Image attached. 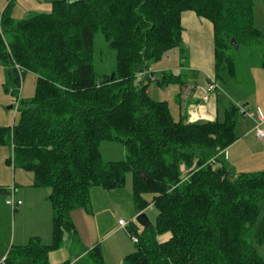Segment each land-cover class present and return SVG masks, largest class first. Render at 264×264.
I'll return each instance as SVG.
<instances>
[{
	"label": "trees",
	"instance_id": "trees-1",
	"mask_svg": "<svg viewBox=\"0 0 264 264\" xmlns=\"http://www.w3.org/2000/svg\"><path fill=\"white\" fill-rule=\"evenodd\" d=\"M12 1L0 12L5 83L14 91L29 72L36 86L33 99L19 103L18 122L0 127V146L10 151L6 164L32 173V188L49 190L52 243L32 237L11 245L3 263L52 264L64 236L76 232L71 212H90L93 187L122 189L131 173L135 212L152 205L157 217L146 227L136 219L124 227L137 241L121 264H264V171L235 176L224 159L241 105L228 104L222 120H174L167 102L147 93L153 81L184 85L183 74L170 71L155 80L148 63L182 52L187 11L212 26L214 77L207 84L221 90L238 70L236 53L264 39L254 18L255 1L264 0H53L49 13L18 21ZM95 34L115 53L112 79L95 74ZM258 65L264 68V55ZM102 142L123 145L126 159L103 161ZM78 255L60 264H104L98 245Z\"/></svg>",
	"mask_w": 264,
	"mask_h": 264
},
{
	"label": "rangeland",
	"instance_id": "rangeland-1",
	"mask_svg": "<svg viewBox=\"0 0 264 264\" xmlns=\"http://www.w3.org/2000/svg\"><path fill=\"white\" fill-rule=\"evenodd\" d=\"M9 1L10 0H0V12H3ZM51 1L53 0H13L10 8L11 17L13 20L18 21L30 15L49 13L51 10ZM254 18L255 26L264 32V5L261 1H255L254 3ZM248 52L250 51L245 47L241 48L240 51L236 53L235 57L238 70L235 76L239 78L241 82L238 86L248 91V93H251V91L256 92V88H259V84H262V81L260 80L261 75L257 73L258 71L253 68L248 71L247 67L249 63L256 66L257 63L259 64L263 60L264 39L261 41V45L252 49V55L249 56ZM181 55L186 57V52L172 49L164 53L159 60L150 61L148 63V69L154 73L155 80H160L165 71H170L173 74L178 72ZM182 63L183 61H181V64ZM184 64V68L190 70L188 60ZM93 66L96 76L100 79L104 76L112 75L115 68V53L108 47L107 42L101 34H95L93 37ZM11 86L10 83H5L4 66L0 64V127H12V125L18 122L19 109L21 107L19 103L28 102L33 99L35 95L36 77L33 73H24L21 77L20 87L15 86L13 91ZM147 89L152 99L156 101H166L173 119H179V106L177 103L179 86L173 84L160 87L153 81L149 83ZM204 89L205 87L203 90ZM222 99L224 100L225 106V98ZM252 102L255 103L254 100H252ZM252 102L248 101L249 107L253 104ZM10 107L11 109H9ZM198 108L199 107L194 108L191 106L189 112H196L198 115L206 117L207 113L204 109L205 107L201 108V112ZM203 110L205 112H203ZM249 110L248 112L253 113L256 109L252 110L249 108ZM222 118L223 111L219 109L218 119L222 120ZM240 119L245 121L249 120L248 122L250 123L254 121L252 118ZM261 130L264 134V127H261ZM99 151L102 160L105 162L124 161L127 157L125 147L118 143L102 142ZM9 155V149L0 146V187L7 190L6 193L0 194V259L6 254L11 245L21 246L29 242V237L26 238V240L23 239L32 233L29 229L32 228L30 227L31 222H38V220L42 218L38 213L41 208L45 216L49 204L47 199L44 200L45 192L48 194L49 190L46 188H32L30 185L33 182L32 173L26 172L18 166L13 167L6 164L5 160ZM261 162L263 164L264 159L260 161V163ZM230 169L235 176L243 172L250 174L264 171V168ZM28 185L29 187H27ZM14 186L18 192V196L22 193L24 194L22 198H26V200H23L24 208L26 206V209L21 215L20 213L17 214V212H14L10 206L5 205L6 200L12 199ZM131 190V173L126 174V183L122 189L107 192L99 187H93L90 191L91 211L86 212L82 209V211L76 210L83 214V216L79 215L74 218L76 225H81L82 230H80L75 237L70 238L68 235H65L58 254L64 256L65 260L74 262L72 259L76 256V253H81V251L89 247L92 248L89 242L93 241L97 243L96 245H98L101 250L104 264H121L122 259L126 255L135 251L134 241L127 237L124 227L118 225V221L120 220L126 224V227L132 218L135 221L136 215L140 214L134 211ZM18 196H13V199L16 200ZM72 212L70 217L73 218L74 213L72 214ZM141 213L145 214L149 222L154 224L157 217V210L154 206H149ZM100 223H102V226H100ZM99 228H101V230H99ZM34 230L36 233H40L42 244L49 245L52 243L51 225H46V231H50V239L48 234L45 235L40 230V224L36 226ZM14 235L19 237L22 244H19L17 240H15V242L13 241ZM96 245L94 244L93 247ZM0 264L2 263L0 262Z\"/></svg>",
	"mask_w": 264,
	"mask_h": 264
},
{
	"label": "crops",
	"instance_id": "crops-1",
	"mask_svg": "<svg viewBox=\"0 0 264 264\" xmlns=\"http://www.w3.org/2000/svg\"><path fill=\"white\" fill-rule=\"evenodd\" d=\"M181 25L183 28V34H182L183 44L181 46V50L186 52V57L182 55L180 56L179 71L174 73V75L183 74L185 79L184 85H182L181 88H179V92L177 93L178 106L179 103L181 104V108H179V117L182 116L183 114L188 115L189 108L191 106H193L194 108L199 107L198 109L200 110V112H201V108L205 107L204 109L207 113L206 118H209L208 121L214 120L215 118H218L219 109H221L224 112L225 107L230 103L239 104V105L242 104L241 106H244L246 110H249V108H251L252 110L256 109L255 111L259 110L262 116L264 117V68L260 67L258 63L256 66L252 65L247 68L248 71H250L251 68H253L254 70L258 71L257 73L259 75H261L260 80L262 81V84H259V88H256V92L251 91V93H248V91H245L241 87H239L238 85H240L241 82L239 78H236V76L230 78L229 81H227L226 84L221 87V90L220 89L215 91L209 90L207 85L208 80H211L214 77L212 26L208 21L198 18L194 13L189 11L184 12L181 15ZM250 53L251 50L249 54ZM187 60L189 63L190 70L184 68L185 65L184 63L187 62ZM181 61H183L182 64ZM204 87L205 89L203 90ZM147 93L149 94L148 89H147ZM251 96L254 97L252 98ZM222 98H225L226 101L225 106H224V100ZM252 100H254L255 103H253ZM248 101L252 102L254 105L252 104L249 107ZM205 111L203 110V112ZM248 121L249 120L245 121L239 118L235 128L236 140L224 152V159L229 168H264V162L263 164L262 162L260 163V161H263L264 159V154H263L264 140H260L254 135L253 131L255 127V121H253L252 123ZM261 127H264V122L261 124L260 128ZM27 187H29V185ZM13 190L14 191L12 196H18V192L16 191L15 186ZM23 195L24 194L21 193L19 194L16 200L14 199L16 202L20 201L21 205L16 207L15 209H12L14 212H17V214L20 213V215L26 209V206L24 208V202H23V200L24 199L26 200V198L23 199L22 198ZM46 195L48 194L45 192L44 200L47 199ZM47 208L48 211L45 216L42 212V208L38 211V213L40 214V216H42V218L38 220V222L37 221L31 222L30 227H32L33 229L32 228L29 229L31 230L32 233L27 235L23 240H26V238L28 237L29 238L38 237L41 242V237H40L41 235H39L40 233H36L34 230V228L39 224H40V230L43 232V234L45 235L48 234L50 239V231L49 232L46 231V225H51L52 211L50 204H48ZM76 210L72 212V214L74 213V217L73 218L71 217V220L75 226V231H76L73 237L78 235V232L82 230V226L76 225L74 218L75 216L77 217L79 215L83 216V214L82 212H77ZM78 210L82 211L81 209ZM132 220L133 218L131 219V221ZM100 226H102V223H100ZM99 230H101V228H99ZM15 240H17L19 244H22L20 242L19 237H16L14 235L13 241L15 242ZM94 244L96 245L97 243H94L93 241L89 242V245L92 247ZM58 252L59 250L51 254L50 262L52 264H60L69 261V260H65L64 259L65 257L61 256V254H58ZM78 254L80 253H76V256L74 257L72 256L74 258L72 259L74 262L77 261L79 257ZM5 255H3L0 259V262L2 264H4L3 259Z\"/></svg>",
	"mask_w": 264,
	"mask_h": 264
},
{
	"label": "built area",
	"instance_id": "built-area-1",
	"mask_svg": "<svg viewBox=\"0 0 264 264\" xmlns=\"http://www.w3.org/2000/svg\"><path fill=\"white\" fill-rule=\"evenodd\" d=\"M214 88V85L213 83L209 84L208 85V89L209 90H212ZM239 110H238V114L243 118V119H248V118H252L254 119L255 121V127H254V133H255V136L260 139V140H264V134H263V131L261 130L260 126L261 124L264 122V117L262 116V114L260 113L259 110L255 111V112H248V110H246L245 108L241 107V106H238ZM200 119H199V118ZM188 119L190 122H195V121H198V120H208V118L202 116V115H198L196 112H188ZM5 204L7 206H10L12 209H15L16 207L20 206L21 205V202L20 201H15L13 199V196H12V199L11 200H7L5 202ZM118 225L122 226V227H125V223L123 221H118ZM132 240L134 242L137 241V239L135 237L132 238Z\"/></svg>",
	"mask_w": 264,
	"mask_h": 264
},
{
	"label": "water",
	"instance_id": "water-1",
	"mask_svg": "<svg viewBox=\"0 0 264 264\" xmlns=\"http://www.w3.org/2000/svg\"><path fill=\"white\" fill-rule=\"evenodd\" d=\"M233 41V40H232ZM112 75L110 76V79H112ZM9 109H11V107L9 108ZM217 172L218 173H220V170H217ZM136 222L140 225V226H142V227H146V226H148V224H149V220H148V218L146 217V215L145 214H143V213H140L139 215H137V217H136Z\"/></svg>",
	"mask_w": 264,
	"mask_h": 264
}]
</instances>
